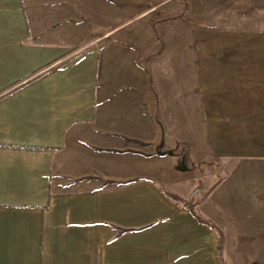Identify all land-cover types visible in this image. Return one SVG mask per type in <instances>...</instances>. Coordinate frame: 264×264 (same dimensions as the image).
<instances>
[{"label":"crops","instance_id":"1","mask_svg":"<svg viewBox=\"0 0 264 264\" xmlns=\"http://www.w3.org/2000/svg\"><path fill=\"white\" fill-rule=\"evenodd\" d=\"M36 1L0 0V264H222L230 227L264 239V0H131L74 44L39 29ZM172 155L178 180L158 168ZM244 166L263 180L238 196Z\"/></svg>","mask_w":264,"mask_h":264},{"label":"rangeland","instance_id":"2","mask_svg":"<svg viewBox=\"0 0 264 264\" xmlns=\"http://www.w3.org/2000/svg\"><path fill=\"white\" fill-rule=\"evenodd\" d=\"M38 9H39V16H33L34 19H37L39 23V29L41 30L43 27H47L49 25L50 29L53 31L55 38L59 41L69 42L71 44L76 43L79 41V36L81 35V39L85 38L86 42H90L91 40L102 36L107 31H110L112 27H115L117 24H122L136 15L137 10L131 9L130 2L131 0H88L91 4L92 9L95 11L88 10V16H65L62 13L61 5L63 3L62 0H37ZM54 6V7H52ZM52 7V8H51ZM51 8V9H50ZM49 15H48V11ZM166 11V10H165ZM160 14V15H159ZM155 15L156 18H162L164 11L159 12ZM168 15V13L166 14ZM147 19L139 21V24H147ZM178 21V25H179ZM47 25V26H46ZM155 27L158 29V34L165 36L169 34L170 31L174 34L175 26L174 24H159V22L154 23ZM103 29L104 33L98 35V33L94 32L96 29ZM179 28V27H178ZM185 29V26L183 27ZM179 31V30H178ZM171 34V33H170ZM179 34V33H178ZM84 36V37H82ZM106 40V39H104ZM90 45V43H88ZM106 45V42H105ZM155 49V48H154ZM77 50V49H76ZM156 50V49H155ZM144 62V60H143ZM112 64L104 66V70H117L114 65ZM205 145L198 143L192 144V152L193 157L200 160L203 157V151ZM179 158L175 155L167 157V160L164 163L158 164V168L160 171H174L176 166H178ZM183 161V157H182ZM181 161V162H182ZM206 169L204 164H199L198 171L201 169ZM258 168V167H257ZM244 170H241L240 173H233L231 178V184H234L237 187V195L239 196V192L243 193V189L248 186H254L255 184L262 183L263 177L260 175L258 169L256 167H248L244 166ZM261 170V169H260ZM209 172L203 179L205 184H208L210 180L212 181L213 175L215 172L213 170H208ZM200 172V171H199ZM178 173L175 172V178L178 180ZM187 175V172H183ZM197 173V172H195ZM204 174V173H203ZM223 175V174H222ZM203 181H199V186L202 184ZM178 183V182H177ZM188 184H181L180 186H176L175 189L178 192V189L182 188L184 194H186L185 190ZM230 185V184H229ZM196 190V189H195ZM244 193H247L246 191ZM243 193V194H244ZM253 195V194H252ZM199 207V205H197ZM211 209L213 214H215V227H219L222 230L223 227V219H224V211H227V208H223V200L218 202L217 200L212 203L211 202ZM233 208H230L229 211L232 212ZM228 219V218H226ZM234 220V219H233ZM230 224V223H227ZM228 228V227H227ZM230 238L226 240L227 243V254L229 253L230 256L233 258L235 264H264V239H239L237 232L230 227ZM229 248V249H228ZM241 248V249H240ZM230 250V251H229ZM229 251V252H228ZM243 252L244 256H241ZM226 254V253H225ZM226 254V258L230 264L232 262L229 260V256Z\"/></svg>","mask_w":264,"mask_h":264},{"label":"trees","instance_id":"3","mask_svg":"<svg viewBox=\"0 0 264 264\" xmlns=\"http://www.w3.org/2000/svg\"><path fill=\"white\" fill-rule=\"evenodd\" d=\"M182 149H183V151L185 153V155H184L185 161L188 162L189 161V154H188V149H187L185 144L179 143L178 147L175 149V151L180 152ZM219 254H220V259H221L222 264H230L229 261L227 260V258L224 255L223 245H220V247H219Z\"/></svg>","mask_w":264,"mask_h":264}]
</instances>
